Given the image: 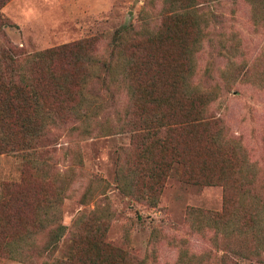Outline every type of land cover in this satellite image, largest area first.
<instances>
[{
  "label": "trees",
  "instance_id": "1",
  "mask_svg": "<svg viewBox=\"0 0 264 264\" xmlns=\"http://www.w3.org/2000/svg\"><path fill=\"white\" fill-rule=\"evenodd\" d=\"M8 1L0 0V10ZM205 1L165 0L156 26L137 31L136 38L130 27L115 31L113 53L122 68L113 70L108 59L96 74L90 69L95 64L96 37L24 53L5 38L2 28L10 23L0 16V153L34 151L18 181L0 182V258L25 259V253L40 257L56 250L67 229L58 216L62 190L47 188L54 180L46 179L42 167L51 165L40 161L43 152L34 148L47 141L53 127L83 125V133L91 135L85 122L114 106L107 100L113 101V93L121 89L106 81L115 83L117 74L128 95L122 130L130 138L118 157L120 190L156 203L172 171L185 184L221 186L220 210L187 208L191 227L217 230L224 263L232 256L260 258L264 179H255L242 150L226 138L222 119L210 112L213 93L195 86L192 79L204 27L216 17L206 14ZM247 1L254 23L264 26V0ZM90 77L102 83L109 98L93 102L101 92L99 86L87 99ZM73 225L71 252L42 264H141L106 239L109 219L99 210L78 215ZM41 233L46 236L43 246L37 243ZM181 257L177 264L203 262L193 254L186 261Z\"/></svg>",
  "mask_w": 264,
  "mask_h": 264
},
{
  "label": "rangeland",
  "instance_id": "2",
  "mask_svg": "<svg viewBox=\"0 0 264 264\" xmlns=\"http://www.w3.org/2000/svg\"><path fill=\"white\" fill-rule=\"evenodd\" d=\"M165 0H9L0 10L5 38L24 53H33L94 36L97 38L91 71L96 74L100 63L111 59L115 71L122 68L113 53L115 31L130 27L131 36L160 22ZM209 19L204 27L195 56L193 83L213 93L210 112L222 119L225 136L242 150L245 160L264 179V26L254 23L247 0H207ZM201 4V5H202ZM212 15V14H210ZM213 17V16H212ZM218 17V18H217ZM138 31V32H137ZM127 39H132L127 35ZM113 56V57H112ZM102 66V65H101ZM119 75L117 74V77ZM115 78L119 92H114V106L99 110L85 122L91 135L72 124L50 128L46 142L34 149L43 153L50 168L42 167L51 181L48 189L62 190L59 220L66 231L52 254L40 257L25 253L22 258H0V264H42L53 258L67 257L73 241V223L82 213L94 209L109 219L106 239L126 250L141 264H177L189 256H201L202 264H264V246L260 258L234 257L223 262V250L217 230H195L186 216L187 208L220 210L221 186H196L181 182L174 171L169 173L163 189L153 203L136 199L120 190L116 170L119 152L129 145V132L122 130L123 107L127 103L123 82ZM88 78L86 97L91 100L101 82ZM116 85V86H117ZM101 86L99 103L109 94ZM90 111V110H89ZM91 113V112H90ZM31 148L0 153V182L18 181ZM122 158V154L120 155ZM42 175V172H41ZM53 185V186H52ZM264 235V234H263ZM41 238V239H40ZM46 238L39 235V245ZM264 245V237H262ZM262 259V260H261Z\"/></svg>",
  "mask_w": 264,
  "mask_h": 264
}]
</instances>
